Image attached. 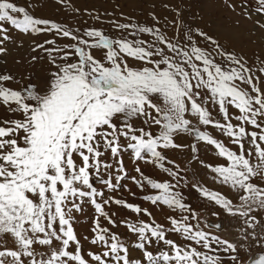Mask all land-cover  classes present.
<instances>
[{"label":"snow or ice","instance_id":"1","mask_svg":"<svg viewBox=\"0 0 264 264\" xmlns=\"http://www.w3.org/2000/svg\"><path fill=\"white\" fill-rule=\"evenodd\" d=\"M30 7L0 0V56L20 37L30 41V66H40L19 77L0 67V264H264V56L229 50L186 26L179 9L163 25L155 13H121L105 30ZM240 14L258 17L264 34V0H242ZM126 180L165 212L163 223L111 195L135 197ZM185 188L211 208L207 217ZM86 205L93 215L81 238ZM112 205L134 219L117 222ZM224 219L238 240L221 235ZM120 227L127 239L113 231Z\"/></svg>","mask_w":264,"mask_h":264},{"label":"rangeland","instance_id":"2","mask_svg":"<svg viewBox=\"0 0 264 264\" xmlns=\"http://www.w3.org/2000/svg\"><path fill=\"white\" fill-rule=\"evenodd\" d=\"M236 4V9H228L225 6L224 0H70L71 7H65L56 3V0H17V3L21 5L30 4V12L38 17L50 18L62 23L68 24L70 27L83 28L85 26L103 27L105 30L110 28L108 21L112 19L123 20L121 13L124 16H131L139 21L149 20V13H155L161 21V25L165 24V17L171 20L175 16V12L179 9L182 12L184 24L193 28L199 27L200 29L212 34L219 42L225 45L229 50H235L238 53H242L250 59H255L259 56H264V34L258 31L254 21L258 17L253 16L252 19H248L242 16L241 7L242 0H232ZM168 4L169 7L165 8L164 5ZM73 9H79V12H75ZM111 14V15H109ZM95 16H100L103 23L93 19ZM172 33L169 32V35ZM16 44L19 47L14 46L9 42L8 47L10 49L6 56H0V67H7L14 72L17 77L24 75L28 76L32 73L39 74L40 66L36 65L34 68L28 63L30 52V41L16 38ZM16 61H21L17 64ZM33 83L36 80L33 79ZM174 159H177L181 168L187 166V158L182 157L180 160L177 157V152L169 153ZM126 165L128 166L130 174L132 172V165L128 163L126 158ZM145 171H150L149 168H145ZM186 179L190 182H196L200 177H197L192 170V166H189V172L186 175ZM125 184L131 188L132 192L136 193L133 197L130 192L121 188L115 193H111L116 198L125 199L131 203L140 204L142 207H149L155 219L158 222L163 223L165 220V212H160L155 208L143 202L141 199L142 193L137 189L131 181H124ZM185 200L190 203L192 208L196 209L202 217H207L211 212V208H207L206 204L199 198L197 192L189 188L184 189ZM108 211L116 212L117 216L114 217L117 222L121 219H134V215L130 214L127 210L112 205ZM168 211V210H166ZM93 210L90 206H85V213L80 222L75 225L78 234H88L91 217ZM79 217V214H78ZM145 219H147L145 217ZM213 222H216L213 218ZM223 219V218H222ZM195 223V221H193ZM224 226L227 231L221 233V235L232 240H238L240 233L236 231V227L227 219L223 220ZM114 232L121 234L122 238L127 239V232L124 228H114ZM257 231H260L259 229ZM175 239L176 237H171ZM179 242V241H178ZM5 244V240L0 238V246ZM7 247H12V242L9 239L7 241ZM87 248V244H85ZM133 255H138L133 253ZM241 255H246L243 251Z\"/></svg>","mask_w":264,"mask_h":264},{"label":"crops","instance_id":"3","mask_svg":"<svg viewBox=\"0 0 264 264\" xmlns=\"http://www.w3.org/2000/svg\"><path fill=\"white\" fill-rule=\"evenodd\" d=\"M177 157L179 158V160L182 158V157H186L184 154H182V153H179V152H177ZM203 158H205V159H209V160H211L212 159V157H210V156H204ZM181 161V160H180ZM180 161H178V162H180ZM192 167H194V166H192ZM201 176H203V172L201 171ZM198 177V176H197ZM206 183H209V182H207V181H205ZM211 186V185H210Z\"/></svg>","mask_w":264,"mask_h":264}]
</instances>
